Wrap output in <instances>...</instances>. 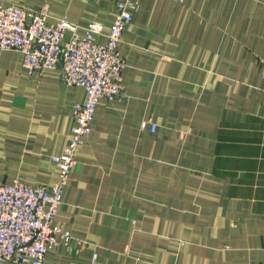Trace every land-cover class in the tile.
Masks as SVG:
<instances>
[{
	"label": "crops",
	"instance_id": "1",
	"mask_svg": "<svg viewBox=\"0 0 264 264\" xmlns=\"http://www.w3.org/2000/svg\"><path fill=\"white\" fill-rule=\"evenodd\" d=\"M116 1L0 0L100 22L99 43ZM119 51L124 98L98 104L54 217L77 251L46 264H264V0H140ZM84 98L0 50V183L56 180Z\"/></svg>",
	"mask_w": 264,
	"mask_h": 264
},
{
	"label": "built area",
	"instance_id": "2",
	"mask_svg": "<svg viewBox=\"0 0 264 264\" xmlns=\"http://www.w3.org/2000/svg\"><path fill=\"white\" fill-rule=\"evenodd\" d=\"M140 0H117L110 30L105 41L103 25L91 21L85 25L69 21L66 16L50 21L46 8L32 10L22 4L0 2V50H16L29 75L58 68L61 83L81 86L82 102L72 113L70 137L59 155L52 156L57 177L51 185L28 183L16 177L0 183V262L46 264L48 250L71 244L68 230L54 224L68 175L76 163L79 150L90 134V121L101 100L108 103L124 98L121 71L125 60L119 51L122 34L132 20ZM151 131L156 125L143 122ZM93 263L97 262L93 255Z\"/></svg>",
	"mask_w": 264,
	"mask_h": 264
}]
</instances>
